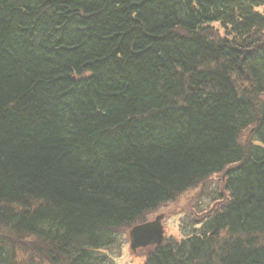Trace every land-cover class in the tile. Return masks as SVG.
Listing matches in <instances>:
<instances>
[{"label": "trees", "instance_id": "trees-1", "mask_svg": "<svg viewBox=\"0 0 264 264\" xmlns=\"http://www.w3.org/2000/svg\"><path fill=\"white\" fill-rule=\"evenodd\" d=\"M262 6L0 0V227L111 264L118 227L228 168L224 209L145 264H264Z\"/></svg>", "mask_w": 264, "mask_h": 264}, {"label": "rangeland", "instance_id": "rangeland-1", "mask_svg": "<svg viewBox=\"0 0 264 264\" xmlns=\"http://www.w3.org/2000/svg\"><path fill=\"white\" fill-rule=\"evenodd\" d=\"M258 11L264 13V6L258 8ZM203 34L211 38L221 37L224 30L219 23H213L203 31ZM242 84L248 86L246 81H242ZM251 138V128L244 129L237 138L238 144L246 153L254 143ZM223 172L224 170L198 181L196 186L188 188L173 200L160 204L155 210L144 212L136 224L150 221L156 215L163 214L162 225L166 241L178 242L188 234L198 233L203 222L225 207L227 193L223 189ZM130 227H118L115 230L117 242L101 251L109 257L111 264H145L150 247L132 252L128 240ZM260 240L264 241L262 235ZM0 246L4 247L2 257L5 258V262L1 264H53L58 257L49 243L31 235L11 234L2 227ZM64 261L63 257L59 264Z\"/></svg>", "mask_w": 264, "mask_h": 264}, {"label": "water", "instance_id": "water-1", "mask_svg": "<svg viewBox=\"0 0 264 264\" xmlns=\"http://www.w3.org/2000/svg\"><path fill=\"white\" fill-rule=\"evenodd\" d=\"M163 216L157 215L152 221L134 225L128 231L131 250L149 244H160L163 239V228L160 223Z\"/></svg>", "mask_w": 264, "mask_h": 264}, {"label": "bare ground", "instance_id": "bare-ground-1", "mask_svg": "<svg viewBox=\"0 0 264 264\" xmlns=\"http://www.w3.org/2000/svg\"><path fill=\"white\" fill-rule=\"evenodd\" d=\"M198 183L197 182H194V186H196Z\"/></svg>", "mask_w": 264, "mask_h": 264}]
</instances>
